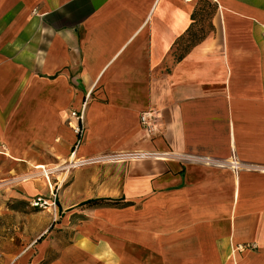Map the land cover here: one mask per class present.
I'll list each match as a JSON object with an SVG mask.
<instances>
[{"label":"crops","instance_id":"0c3cea01","mask_svg":"<svg viewBox=\"0 0 264 264\" xmlns=\"http://www.w3.org/2000/svg\"><path fill=\"white\" fill-rule=\"evenodd\" d=\"M263 33L264 0H0L9 199L17 158L68 160L83 114L84 164L11 264H264Z\"/></svg>","mask_w":264,"mask_h":264},{"label":"rangeland","instance_id":"374dc122","mask_svg":"<svg viewBox=\"0 0 264 264\" xmlns=\"http://www.w3.org/2000/svg\"><path fill=\"white\" fill-rule=\"evenodd\" d=\"M70 115H71V112H70ZM82 137H83V133H82ZM17 160H23L19 164L26 166V169L23 170L21 174L17 173L16 176H20V177L27 176L30 173H33L35 171V167L40 166L39 164H35V163H26V160L23 158H20V159L17 158ZM66 160L67 158L64 160V162L57 163V164L54 163V166H51V167L49 166V168H55L56 166L60 168L62 166L65 167L67 165L66 163L68 162L69 157H68L67 162ZM49 165H53V163ZM80 168L81 167H78L74 170L69 171L68 177L63 181L62 186L59 190L58 199L61 193L63 192V189L68 185L74 171ZM11 179H15V177L11 178L10 176L7 178L6 177L0 178V207H1L0 209V264L6 263L5 261L6 258L4 255L5 253H7V264H11L13 260L17 261L19 259V255H22L27 250H28L27 252H31L34 249V246L36 245V237L38 236L36 235V232H35L38 226L36 225V222L33 219L34 216H36L35 210L30 207V203H29L31 199L30 197L31 194H28L29 192L25 191L26 189H23V187L24 188L27 187V185L30 182L36 181V180H26V181L23 180V181H19L20 183H16V184H20V185H17L16 187L21 188V190L25 194V199L17 200V199H9L7 197V193L4 192L5 190H7V186H2L4 184L7 185L6 181L8 180L9 182L11 181ZM53 180H54L53 183L60 182L62 180V176H60L59 173L54 174ZM50 181L52 182L51 178H50ZM7 207H8V210H7ZM36 211L43 212L44 210L36 209ZM50 214L52 215L53 212L51 211ZM27 219L29 220L26 221Z\"/></svg>","mask_w":264,"mask_h":264},{"label":"built area","instance_id":"2783aa9c","mask_svg":"<svg viewBox=\"0 0 264 264\" xmlns=\"http://www.w3.org/2000/svg\"><path fill=\"white\" fill-rule=\"evenodd\" d=\"M263 39H264V33H263ZM70 119L75 121V124L71 126V130L77 137V141L75 142L71 154L69 156L68 163H66L64 166L65 167H55V168H46L42 166L40 169L35 167V171L33 173H30L27 176L20 177L18 180L23 181V180H39V179H45V181L48 183L49 187V196L48 197H42V196H37L33 197L29 203L30 207L33 209H38V210H44L48 211L51 213V211H54L57 208V200H58V193L59 190L62 186L63 181L68 177L69 171L74 170L78 167L83 166V162L78 163V167H74L68 170L69 167L72 166L71 162L73 157L75 156V151L77 147L79 146L82 138V133H83V128H82V123H83V114L82 112H71ZM139 122L140 124L145 128V130L148 133H154L156 131V128L159 125V118L157 114L154 111H147L143 112L139 116ZM8 157V148L6 145L2 142H0V157ZM74 165V164H73ZM234 167H237L234 165ZM60 174L62 175V180L60 182H56L54 186H52L50 183V178L54 174Z\"/></svg>","mask_w":264,"mask_h":264},{"label":"trees","instance_id":"16d2710c","mask_svg":"<svg viewBox=\"0 0 264 264\" xmlns=\"http://www.w3.org/2000/svg\"><path fill=\"white\" fill-rule=\"evenodd\" d=\"M83 206L89 208H97V207H124L127 203H122L120 201H113L108 199H97V200H89L82 204Z\"/></svg>","mask_w":264,"mask_h":264},{"label":"bare ground","instance_id":"6f19581e","mask_svg":"<svg viewBox=\"0 0 264 264\" xmlns=\"http://www.w3.org/2000/svg\"><path fill=\"white\" fill-rule=\"evenodd\" d=\"M72 126V125H71ZM72 166L68 168L71 169V168H74V167H78V163L82 162L81 159H77L76 156L73 157L72 161H70ZM68 163V162H67ZM74 164V165H73ZM42 166H38L37 168H41Z\"/></svg>","mask_w":264,"mask_h":264}]
</instances>
